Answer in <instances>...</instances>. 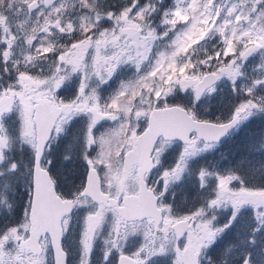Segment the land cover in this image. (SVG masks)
<instances>
[{
  "label": "snow or ice",
  "instance_id": "6c2138e0",
  "mask_svg": "<svg viewBox=\"0 0 264 264\" xmlns=\"http://www.w3.org/2000/svg\"><path fill=\"white\" fill-rule=\"evenodd\" d=\"M0 264H264V0H0Z\"/></svg>",
  "mask_w": 264,
  "mask_h": 264
}]
</instances>
